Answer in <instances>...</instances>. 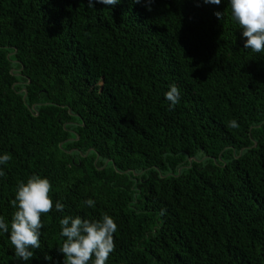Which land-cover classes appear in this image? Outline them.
Instances as JSON below:
<instances>
[{
	"label": "trees",
	"instance_id": "16d2710c",
	"mask_svg": "<svg viewBox=\"0 0 264 264\" xmlns=\"http://www.w3.org/2000/svg\"><path fill=\"white\" fill-rule=\"evenodd\" d=\"M92 2L0 0V217L32 175L53 200L30 260L0 231V264H64L59 220L104 214L106 264H264V52L229 0Z\"/></svg>",
	"mask_w": 264,
	"mask_h": 264
},
{
	"label": "clouds",
	"instance_id": "9594fccd",
	"mask_svg": "<svg viewBox=\"0 0 264 264\" xmlns=\"http://www.w3.org/2000/svg\"><path fill=\"white\" fill-rule=\"evenodd\" d=\"M107 6H115L119 0H96ZM133 3H144L149 11L154 0H132ZM205 4L219 5L221 0H203ZM89 7H94L89 0ZM232 19L238 22L245 39L244 48L255 53L264 52V0H229ZM216 17L224 19V13L216 12ZM169 101V110H174L180 101V92L176 85H172L165 93ZM235 126V121L230 123ZM11 160L7 153L0 155V165H5ZM5 172L0 169V177ZM52 185L50 181L39 175H32L27 182L18 183L15 199L11 205L16 209L11 217L10 224L0 217V231L10 232V242L15 248V256L21 260H30L33 249L41 247V215L53 209V200L50 197ZM91 198L84 201L88 207H95ZM65 205L60 201L55 203L57 212H63ZM60 235L66 239L59 251L64 254V264H106L111 252L114 251V233L117 224L114 219L104 214L99 220H89L81 216H64L59 220ZM94 257V259H93ZM51 259V257H46Z\"/></svg>",
	"mask_w": 264,
	"mask_h": 264
}]
</instances>
